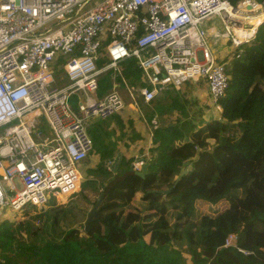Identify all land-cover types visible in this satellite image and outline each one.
I'll return each mask as SVG.
<instances>
[{
  "label": "built area",
  "instance_id": "obj_1",
  "mask_svg": "<svg viewBox=\"0 0 264 264\" xmlns=\"http://www.w3.org/2000/svg\"><path fill=\"white\" fill-rule=\"evenodd\" d=\"M262 14L264 0H0V210L43 211L79 191L89 124L124 108L115 88L97 98V81L121 77L126 59L142 71L145 104L200 81L220 113L229 60L213 45L239 51L264 22L248 20ZM223 247L246 254L235 235Z\"/></svg>",
  "mask_w": 264,
  "mask_h": 264
},
{
  "label": "trees",
  "instance_id": "obj_2",
  "mask_svg": "<svg viewBox=\"0 0 264 264\" xmlns=\"http://www.w3.org/2000/svg\"><path fill=\"white\" fill-rule=\"evenodd\" d=\"M240 49L226 65L218 119L209 106L193 108L190 82L158 93L156 108L179 118L153 132L157 154L148 161L142 186L124 159L115 173L108 170L112 150L88 128L99 155L96 167L86 171L88 179L73 200L37 214L26 207V219L0 223V264H264V22ZM120 68L130 86L146 85L135 59L122 61ZM115 82L121 84V78ZM112 87L110 74L102 75L97 98ZM76 100L71 98L73 107ZM85 190L101 200L87 231L84 222L97 200L91 202ZM198 200L210 205L225 200L228 207L215 216L200 215ZM153 231L156 238L147 244L144 238ZM230 235L246 254L223 247Z\"/></svg>",
  "mask_w": 264,
  "mask_h": 264
},
{
  "label": "crops",
  "instance_id": "obj_3",
  "mask_svg": "<svg viewBox=\"0 0 264 264\" xmlns=\"http://www.w3.org/2000/svg\"><path fill=\"white\" fill-rule=\"evenodd\" d=\"M120 78L122 82L121 84L116 83L115 79L112 80V89L115 88L119 92L120 88H124L129 94L128 98L130 100V103H124L123 110L109 120L102 122L93 121L89 124L88 128L92 129V131L94 129L96 131V135L100 137L103 146L105 148L108 147L110 150H112L111 159H109L107 165L110 164L115 154L119 153L121 155L119 165L124 159L129 163L130 166H133L135 163L139 162L137 161L139 158H144L148 162L153 155L155 156L157 154V152L152 153V151L155 150V148L158 146V143L155 144L152 142L153 132L160 126L167 127L169 124H174L176 121L177 112H174L170 115L163 114V109L156 108L155 106V104L157 103V96L154 99V102L149 104H145L141 98H130V94H132L133 96L131 88L137 89L138 91V89L140 87H143L144 85L138 84L133 87L130 86V84L122 76ZM142 80H144L143 74ZM193 84L194 89H196L195 92L190 96L191 99L196 102L193 108L201 110L202 106L210 107L206 88H202V83L201 85L195 83ZM120 95L122 96L121 93ZM219 114L218 116H216L217 119L219 118ZM211 143L212 141H209L210 145H212ZM98 156V153H96L95 157L97 160ZM140 195V193L135 194L132 201L133 206H138V203L140 202ZM60 196L57 197V199H60ZM198 202L200 201H196L195 205ZM156 228L157 224L156 222H154V230H156ZM155 238L156 232L153 231L144 238V241L147 244H153Z\"/></svg>",
  "mask_w": 264,
  "mask_h": 264
},
{
  "label": "rangeland",
  "instance_id": "obj_4",
  "mask_svg": "<svg viewBox=\"0 0 264 264\" xmlns=\"http://www.w3.org/2000/svg\"><path fill=\"white\" fill-rule=\"evenodd\" d=\"M264 19V18H263ZM262 19V20H263ZM261 20V21H262ZM256 26V25H254ZM254 39V38H253ZM252 39V40H253ZM252 41H248L247 44L251 43ZM246 44V45H247ZM244 45V44H243ZM213 48H214V51L217 53V56L219 59H223V60H231V56H232V53H234L232 50H231V47H230V44L228 42H224V41H221V42H218V43H215V45H213ZM242 48V46L240 47ZM241 50V49H240ZM238 51V50H237ZM240 52V51H238ZM194 86V85H193ZM202 88H204V85H202ZM205 89V88H204ZM196 89H192V93L195 92ZM119 92L122 94L123 96V101L125 104L127 103H130V100H129V94L128 92L124 89V88H120L119 89ZM127 92V93H126ZM131 92L133 93V97L136 99H140V95L138 94V91L137 89H132L131 88ZM121 96V97H122ZM141 101V100H140ZM139 102V101H138ZM137 102V104H138ZM211 111H212V115L213 116H218V112H215L212 110L211 108ZM210 114V113H209ZM176 118H179V115L177 114V117ZM217 118V117H216ZM98 122H102V121H98ZM47 127L45 126V124L43 123L42 124V130L43 132L47 133ZM212 144V143H211ZM212 146V145H211ZM96 153L95 151L93 153H91L89 155V157L83 162L82 164V182L85 181L86 179H88V177L86 176V171L88 169H94L97 165V159H96ZM108 167V165H107ZM109 168V167H108ZM84 194L86 196H88V198L90 199L91 202H94L97 200L98 198V193L97 192H91L90 190H85L84 191ZM75 196H72L71 198H68V199H57V202L56 204L52 203L51 205H49L50 207L48 208H45L43 211H39L37 209H35V211H33V209H27V213L28 214H33L34 213H42V212H45L46 210L52 208V207H57L59 205H64L66 204L69 200H73ZM61 200H64V201H61ZM55 205V206H54ZM228 207V203L225 201V200H221L219 201L217 204L213 205V206H210V204L206 203V202H203V201H200L198 202L196 205H195V209L197 211L198 214L200 215H209V216H215L221 212H223L226 208ZM29 208V207H27ZM4 210H0V223L4 222V221H7L9 222L10 224L12 225H16L18 222L26 219L25 216H23V212H19V213H8V212H3ZM169 217H170V214H169ZM244 247H246V243L244 244ZM184 257L188 260V256L187 255H184ZM22 264V263H21Z\"/></svg>",
  "mask_w": 264,
  "mask_h": 264
},
{
  "label": "water",
  "instance_id": "obj_5",
  "mask_svg": "<svg viewBox=\"0 0 264 264\" xmlns=\"http://www.w3.org/2000/svg\"><path fill=\"white\" fill-rule=\"evenodd\" d=\"M121 160V155L119 153H116L115 156L113 157L112 161L110 162V164L108 165V170L111 171L112 173L116 172V169L119 165V162ZM137 161H139V163H142L139 170H135L133 166L129 167V171L134 173L136 176L141 178V186L143 185V180L145 178V175L147 173V169H148V162L144 159V158H139ZM182 176V170L180 171V174L178 176V178H180ZM174 185V184H173ZM161 194L165 195L168 190H161L159 191ZM101 202L100 199H98L96 201V203L92 206L91 210L89 211V213L87 214V218L86 221L84 222V230L87 231L88 230V226L89 223L91 222V219L93 217V215L95 214L97 207L99 205V203Z\"/></svg>",
  "mask_w": 264,
  "mask_h": 264
},
{
  "label": "bare ground",
  "instance_id": "obj_6",
  "mask_svg": "<svg viewBox=\"0 0 264 264\" xmlns=\"http://www.w3.org/2000/svg\"><path fill=\"white\" fill-rule=\"evenodd\" d=\"M264 18V14L262 15H259L258 17H254V18H251L248 20V23L249 25H256L261 22V20ZM237 34H239L240 36H244V37H247L248 34H246L244 31H239V32H236ZM60 196V195H59ZM58 196V197H59Z\"/></svg>",
  "mask_w": 264,
  "mask_h": 264
}]
</instances>
